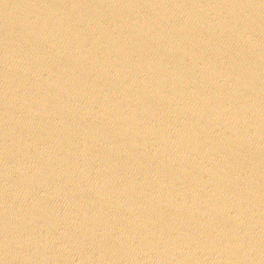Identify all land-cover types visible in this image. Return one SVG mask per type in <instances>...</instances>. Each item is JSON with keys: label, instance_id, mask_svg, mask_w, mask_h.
<instances>
[{"label": "water", "instance_id": "1", "mask_svg": "<svg viewBox=\"0 0 264 264\" xmlns=\"http://www.w3.org/2000/svg\"><path fill=\"white\" fill-rule=\"evenodd\" d=\"M0 264H264V0H0Z\"/></svg>", "mask_w": 264, "mask_h": 264}]
</instances>
